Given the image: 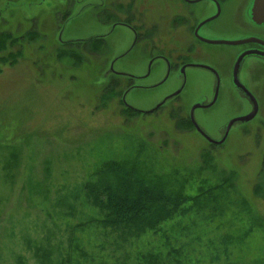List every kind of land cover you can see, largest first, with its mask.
I'll return each instance as SVG.
<instances>
[{"label":"rangeland","instance_id":"obj_1","mask_svg":"<svg viewBox=\"0 0 264 264\" xmlns=\"http://www.w3.org/2000/svg\"><path fill=\"white\" fill-rule=\"evenodd\" d=\"M112 1L0 0V31L38 33L0 53L23 51L12 66L0 61V264H264V113L245 129L233 127L219 144L182 124L194 104L214 95L213 75L190 68L184 82L161 59L149 70V56L131 49L133 30L115 24ZM130 1L117 0L122 7ZM171 1H137L145 11L144 30L156 26L155 36L165 33L167 39L159 40L169 42ZM97 35L106 39L103 53L68 43ZM199 47L192 59L216 67L228 88L233 49ZM70 48L83 58L70 55ZM124 75L137 78L123 101L138 114L124 109L121 95L103 106L99 99L112 77L124 81L123 93ZM234 94L194 111L215 141L223 139L231 116L252 108ZM109 162L146 183L159 182L168 193H182L187 211L156 230L105 226V213L84 185L98 180L95 172Z\"/></svg>","mask_w":264,"mask_h":264},{"label":"flooded vegetation","instance_id":"obj_2","mask_svg":"<svg viewBox=\"0 0 264 264\" xmlns=\"http://www.w3.org/2000/svg\"><path fill=\"white\" fill-rule=\"evenodd\" d=\"M137 1L131 0L127 6L122 7L117 0H113L111 11L117 19L115 24L126 25L133 30L135 39L131 49H139L149 56V70L155 60H164L168 64L169 72H179L184 82L187 78V71L190 68H202L209 71L215 80V92L209 101L201 103L207 106L199 108L211 107L216 102L211 104L214 98L217 100L221 95L233 99L234 96L236 97L234 92L240 98L250 101L252 108L247 114L241 113L230 117L224 136H228L233 127L243 125L241 129H245L246 123L255 119L259 113H264L261 109V104L264 102V91L262 90L264 81H261L260 77L263 73L262 71H264V20H257L253 16L255 0L171 1L173 4L172 24L174 31L168 32L167 35L168 40H172V42L159 40L167 39V37L165 33L160 38L156 37V33H154V29L157 28L156 26L144 30L145 11L140 5L138 6ZM124 8L125 12L123 14L122 10ZM119 15L125 16L124 20ZM134 23L137 24L134 25ZM95 37L104 36L97 35ZM202 38L207 40L227 39L230 41L253 39L244 43L223 44L231 47L235 55L230 74V86L228 88L226 85H223L222 76L216 67L201 65L196 59H192V55L201 52L199 45L214 44L206 42ZM243 54L245 55L242 56ZM173 57H175L174 62ZM239 58H241L240 61ZM260 70H262L261 73H257ZM242 72L245 73L244 79H241ZM125 77L127 80L130 79L132 81L131 87L137 85V78L135 76L126 75ZM237 81L252 94L257 102L256 115L247 121L240 120V118L254 111L255 102L253 97L248 95L245 89L238 85ZM173 97H179V93L168 96L150 112L162 109ZM189 116L191 120V111Z\"/></svg>","mask_w":264,"mask_h":264},{"label":"trees","instance_id":"obj_3","mask_svg":"<svg viewBox=\"0 0 264 264\" xmlns=\"http://www.w3.org/2000/svg\"><path fill=\"white\" fill-rule=\"evenodd\" d=\"M111 16L114 17V21L117 20L113 14ZM37 37L38 33L35 28L21 36L10 31H0V53L21 45L25 38L27 41H32ZM68 43L76 46V48H81L82 52L83 50L87 51V53H103L107 44L105 37ZM70 49L69 51L73 52L70 55L74 54L76 56V50ZM62 52L64 50L60 51V54ZM22 54L23 51L20 48L16 51L11 50L7 55H0V61L12 66ZM82 56V54H78L76 57L80 58ZM123 82L118 77H112L99 96L101 104L103 106L107 101L121 95L120 104L124 105V109L131 115L138 114L139 110L126 105L123 101V94L131 88L132 81L130 79L125 80L126 89L122 93L118 88L123 85ZM183 123L193 126L190 119H187L186 122L183 121ZM109 172L115 173V175H107ZM95 175H99V179L87 182L84 187L92 204L105 213L101 221L105 226L126 225L134 227L138 231L156 230L162 222L178 213L181 214L187 211L182 206L188 198L182 193H168L159 182L146 183L143 179H140L141 177L136 172L128 170L116 162L104 164L103 167L97 169Z\"/></svg>","mask_w":264,"mask_h":264},{"label":"water","instance_id":"obj_4","mask_svg":"<svg viewBox=\"0 0 264 264\" xmlns=\"http://www.w3.org/2000/svg\"><path fill=\"white\" fill-rule=\"evenodd\" d=\"M253 16L255 19L257 20H264V0H255V3H254V6H253ZM203 39V38H202ZM204 41L206 42H209V43H214V44H238V43H244V42H248V41H251L253 39H244V40H238V41H230V40H207V39H203ZM248 53V52H247ZM245 54H243L242 56H244ZM241 56V58H242ZM241 58H239V61L241 60ZM238 61V63H239ZM237 63V64H238ZM238 82V81H237ZM239 83V82H238ZM239 86H241L243 89H245V91L247 92L248 95H250L251 97L252 94L241 84L239 83L238 84ZM180 92V91H179ZM177 92V93H179ZM254 99V97H253ZM216 101V98H214L213 102L211 104H213L214 102ZM254 102H255V109L252 113H250L249 115H246L244 117H241L240 120H250L252 119L256 113H257V102L256 100L254 99ZM210 104V105H211ZM203 106H207V105H202L201 103H197L195 104L192 109H191V120H192V123L194 125V127L204 136L208 139L209 142L211 143H216V144H219V143H222L225 139H226V136L225 135L223 137V139L219 140V141H215L213 140L212 138H210L207 134H205L201 128L198 126V124L196 123L195 119H194V111L196 108H199V107H203ZM150 112V111H149ZM232 124V122H231Z\"/></svg>","mask_w":264,"mask_h":264}]
</instances>
